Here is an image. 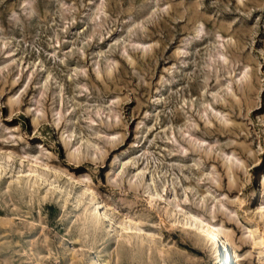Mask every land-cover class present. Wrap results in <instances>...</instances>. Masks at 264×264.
Segmentation results:
<instances>
[{
  "label": "rangeland",
  "instance_id": "1",
  "mask_svg": "<svg viewBox=\"0 0 264 264\" xmlns=\"http://www.w3.org/2000/svg\"><path fill=\"white\" fill-rule=\"evenodd\" d=\"M262 204L264 0H0V264H264Z\"/></svg>",
  "mask_w": 264,
  "mask_h": 264
},
{
  "label": "bare ground",
  "instance_id": "2",
  "mask_svg": "<svg viewBox=\"0 0 264 264\" xmlns=\"http://www.w3.org/2000/svg\"><path fill=\"white\" fill-rule=\"evenodd\" d=\"M33 163L38 164V158H35ZM88 191L91 192L95 198H97V195L94 192H92L90 189H88ZM148 195L152 199L151 200L152 204H154V201L160 202L161 200H163V197L154 190L149 189ZM97 200L98 201L96 205L98 208L100 207L102 208L103 213L102 214H100L101 212L97 214L94 213L95 211L98 212V209L95 208L92 212V220L102 219V218L107 220L108 219V214L106 211L107 206L100 199ZM260 210L262 212L264 211V204H262ZM166 212H167V217L171 218V214L170 211L168 210V207ZM186 213L187 215L194 217L196 222L199 223L196 224L195 226L189 225L190 228L189 231H191L190 233L197 236V238L203 243L211 246V250L215 257V261L218 264H236V255L231 246V242L225 239L224 235L220 231V227H218L216 224H214V222L208 220L199 213L196 212H186ZM131 222L132 221L130 219L124 218L123 220L119 221V225L127 229L128 232H133L136 234L139 233L149 236L148 234L143 233V231L138 227H136L135 225H132ZM173 224L178 225V223L174 220H173ZM249 233L251 234V236L254 237V233L252 230H249ZM93 264L96 263L93 261Z\"/></svg>",
  "mask_w": 264,
  "mask_h": 264
}]
</instances>
